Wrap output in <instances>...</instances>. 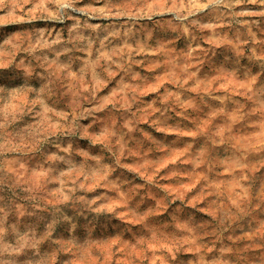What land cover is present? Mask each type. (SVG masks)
Returning <instances> with one entry per match:
<instances>
[{"label":"clouds","instance_id":"clouds-1","mask_svg":"<svg viewBox=\"0 0 264 264\" xmlns=\"http://www.w3.org/2000/svg\"><path fill=\"white\" fill-rule=\"evenodd\" d=\"M0 264H264V0H0Z\"/></svg>","mask_w":264,"mask_h":264}]
</instances>
